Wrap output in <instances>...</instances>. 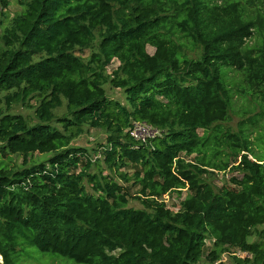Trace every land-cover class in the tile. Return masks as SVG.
<instances>
[{"label":"trees","instance_id":"trees-1","mask_svg":"<svg viewBox=\"0 0 264 264\" xmlns=\"http://www.w3.org/2000/svg\"><path fill=\"white\" fill-rule=\"evenodd\" d=\"M15 1L10 17L0 0V156L22 162H0L1 264L29 246L76 264H264V153L248 131L264 121V0ZM238 94L260 111L231 132ZM29 99L35 122L11 112ZM135 122L159 133L137 140ZM90 128L105 138L72 144ZM235 160L228 184L204 178ZM230 250L243 255L222 261Z\"/></svg>","mask_w":264,"mask_h":264},{"label":"rangeland","instance_id":"rangeland-1","mask_svg":"<svg viewBox=\"0 0 264 264\" xmlns=\"http://www.w3.org/2000/svg\"><path fill=\"white\" fill-rule=\"evenodd\" d=\"M21 9V7L16 4L15 0H11L10 5L7 8V13L11 17L15 12H18ZM114 9L117 11V7L114 6ZM1 12V7H0ZM0 19H2V16L0 14ZM8 24V21H4L0 24V31L1 27ZM97 41L93 42L91 45L86 47H76L74 49V52L76 55L80 56L82 59H87L91 53V51L96 50ZM147 51L149 53L154 52V47L147 45ZM182 51L185 55H187L190 58H197L200 55L201 49L199 46H184L182 48ZM119 62L116 59H113L111 63L106 66V73L111 74L113 69L117 67ZM226 69H222L223 73H225ZM107 94L111 97L118 98L122 100V92L118 88H111L108 84L106 85ZM37 105L36 99H29L24 104L17 103L14 104L11 108V112L13 113H20L24 115L30 122L37 121L36 115H35V107ZM260 109L257 107L256 102L252 95H247L246 97L242 94L235 95L233 97V106L231 111L229 112L228 118L221 122L222 128L226 130H230L231 132H238L240 123L244 120H246L249 117H254L255 113L259 112ZM56 115H61L65 112V101H63V105L56 109L55 111ZM249 138L251 141V148L255 153H259L256 155H262L264 153V121L261 120L259 123L252 124V126L249 128ZM105 138V135L102 131L99 129H86V131L81 134L79 137L75 138L72 142L75 146H83V147H93L96 146V143L100 140H103ZM44 155L34 154L32 157H41L43 158ZM39 155V156H38ZM193 155L188 156L189 159H191ZM32 157H29L31 159ZM249 157H251L249 155ZM0 162H2L3 166H6L7 168L16 167L19 166L22 162V157L17 155H6V156H0ZM237 164V160L232 162L230 166L223 170V171H213V175H205L204 178L209 181L212 186L216 189L222 187L225 184L229 183V179L231 176H237L240 177L239 171L234 169V165ZM94 168V167H92ZM91 168V169H92ZM132 170L129 169V171ZM93 171V170H91ZM104 173V171H103ZM132 181V180H131ZM131 192L136 191V187L130 188ZM189 191L187 188L182 189L181 194L178 195L177 193L172 194H165L164 200L166 205L173 210H176L178 208V201L180 199H183L185 195ZM129 206L133 207H140V204L136 200H131L129 202ZM210 248V242L207 240L206 246L204 248V255ZM231 251L227 253L222 254L221 260L225 262H229V257L231 255ZM233 253H236L237 255H243V253H239L237 250L233 251ZM2 263V258L0 256V264ZM15 264H76L73 260L56 255L51 253H45L41 252L39 249L33 246H29L26 249H22L19 251L15 257ZM199 264H203V258L200 260Z\"/></svg>","mask_w":264,"mask_h":264},{"label":"built area","instance_id":"built-area-1","mask_svg":"<svg viewBox=\"0 0 264 264\" xmlns=\"http://www.w3.org/2000/svg\"><path fill=\"white\" fill-rule=\"evenodd\" d=\"M131 134L137 140H145L159 133L156 128L151 127L143 122H135L130 128Z\"/></svg>","mask_w":264,"mask_h":264}]
</instances>
